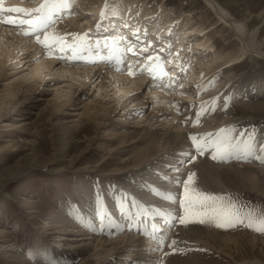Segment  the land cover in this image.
Wrapping results in <instances>:
<instances>
[{"label": "rangeland", "instance_id": "obj_1", "mask_svg": "<svg viewBox=\"0 0 264 264\" xmlns=\"http://www.w3.org/2000/svg\"><path fill=\"white\" fill-rule=\"evenodd\" d=\"M25 1L26 3H28V5H32L33 7L39 5L35 4V2L37 3V0H24V2ZM123 1L130 0H108L110 8L115 9V11L117 10L118 5ZM134 1V7H132L130 16H128L127 18L129 20L128 25H131L133 27L132 31L130 32V41L134 39L133 36L136 37V35H133V33H136V30L139 29L140 31L137 34H139L138 36L142 38L139 41V46L142 45V47L145 46L149 49V51L144 54L145 58L143 59V62L138 64V72H143L144 65L149 62V56L154 57L156 55H159L162 59V56L164 55L155 50L156 44L162 42L161 40H157V38L159 39L160 37L155 36L158 35V32L157 34L155 32V29L158 27L160 28L159 33H162L161 37L164 33V30L167 29V27H171L170 29H172L173 32L177 35L175 39H172L168 42H171L172 45L173 43L175 44L178 39H181L182 35V38H185L184 40L190 39V42H187L188 48L185 51L183 50L184 52L182 55H192V50H194L195 48H192L191 50V48L189 47L191 46V43H195L196 45V42L198 40L214 45V47L211 49L210 46H208V48L207 46H205L206 48L199 47L200 51L195 55V57H198L194 58V62H190L186 67V69H188V72H191L193 70H195L196 72V69H203L206 64L210 63H215V65H222L223 61L228 57V55L238 53L240 44L235 35L228 27L224 26L220 21H218L217 17H215V14L207 5H205L202 0ZM218 1L225 7H227L236 17L244 20L245 22H248L250 28H253L257 24H260L262 27V33L264 34V0ZM105 2L106 0H75L74 7L70 8L71 11L64 14L63 17L58 16L59 18H57L56 23L52 25L56 27L55 32L57 31V33L59 34L81 33L84 29L85 32L83 33H88L89 41L100 39L102 37L107 38L109 35L103 34V32H101L102 26H113L112 24L108 25L109 22L106 21L109 18H113L112 16L117 17L119 13L118 11H116L115 15L110 14L105 19L101 20L100 13L104 9ZM26 3L22 4V6H27ZM94 3L95 5H101L100 12H95L96 14L93 13V10H91V8L95 7ZM8 8L10 7H7V5L6 7H3V9ZM124 8L129 9L127 6H124ZM90 14L92 16H97V18L89 20ZM71 15H77L79 17V25L72 26V24L69 23V18ZM175 17L178 19L177 23V19ZM3 18L5 20L12 18L17 21L27 19L24 13H14L7 11L4 12ZM86 21H88V23H85ZM90 23H95L96 25L97 23H99L101 25V27L97 29V33L89 32L90 30L87 27L90 28ZM156 23L158 25H155ZM1 25H3V27ZM82 25L85 26H83L82 28ZM0 26V44L4 42L7 33L13 32L12 34H16L17 38L27 37L24 38L25 40L21 43V45L24 46V50L27 49V51L25 50L22 52L21 56H27L24 57L23 60L28 58H33L31 59L32 61H34V59L49 60L52 57L49 55L47 49L36 42L35 35L22 34L23 31L27 30V25L21 27L19 25L0 22ZM70 26L72 28H70ZM152 27L156 28L153 29ZM187 27H197L200 30L186 36L188 32ZM67 28L72 30H68ZM86 28L88 30H86ZM49 30H53L52 27ZM15 31L17 32L15 33ZM41 39H43V36H41ZM30 40L33 43L30 42ZM67 40L68 42H71V35L67 36ZM25 41H27L28 43ZM185 43L186 42L183 43V46L185 45ZM133 44L137 45L136 41H133ZM121 45H124V43ZM169 46L170 45H168V47ZM162 49L167 50L168 48L162 47ZM181 49L182 46L181 48L178 47L177 52L175 48L174 51L178 53L176 54V52H174V54H176L175 59L176 61L182 59L181 67H185L184 62L186 61L183 60H185L187 57L186 55L185 57H180L179 52H181ZM35 50H38V52ZM101 51H103V48H101ZM5 52L0 51V60L2 57L4 59H8L9 57V60L5 62L3 67H1L2 65L0 61V264H84L85 260H91L95 262L97 261V256L95 255V250L93 248H89L87 250L80 249L79 251V249H74L68 246L69 243H77L78 238L80 239L82 235H84L81 234L83 232L87 233L85 234L87 235L85 236L87 238L102 237L104 239H107L108 237H119L122 234L126 233L132 234L134 236L138 235L144 238L143 233L128 229V225L130 224V222H132L130 218L135 217L137 214L136 212H134V197L143 199L145 198V196H155L152 188V178H155L158 174L162 176V173H159L160 171L154 168L150 170L149 175H142L141 178H143L142 180H140V176H138L134 171L135 169L125 171L126 168H119V166L123 164L122 162H120V158L115 161L109 157H106V151H101L97 148H93V146H95L94 144L96 143H92L90 146H88V138L90 137L93 127L92 125L78 126L79 121L75 120L78 119V117L72 115V113L70 112L72 110H69L67 115L62 114L59 123L54 127H52L51 123L48 121L49 113L44 112L43 107L45 106V103H40L41 105L39 104L37 107L30 108V106H28L29 109H26V107L21 108V112H19L18 115L16 114L12 117H9V112H12L14 110V107L20 106L26 101L24 95H27V93L29 92H26V87H24L18 90L16 94L4 97V88L8 85H6V83L12 81V79L14 78L17 79L19 76L30 71L31 67L22 72L13 71V67L16 68V70L20 69V66H17V63L15 62L16 58L19 57L15 55L16 51H13V49L11 50L9 56L8 53ZM35 52H37V54ZM52 53H55L57 55H55V57H59L61 55V53L55 48H53ZM217 54L221 57L217 58ZM71 55L72 54L70 50L63 53L64 57ZM170 55H172V53ZM168 59H170V57H168ZM56 60L53 61V63L56 62ZM58 60L61 61L63 59ZM106 63L107 67L110 68V71L117 74L116 69L110 66L108 62ZM61 65L62 63L59 62L56 66L63 69ZM94 66H98V64H95ZM100 66L104 69L105 64L102 63L100 64ZM117 66L118 63L115 67ZM223 66L224 65H222L221 67ZM91 67L86 69V71H89ZM103 69L101 73L96 75V80L93 79L95 77L91 79L83 78V80H77V78L74 79L73 76L66 75L67 79L65 80L64 84L72 86L75 90V94H77L79 90H83L85 93L83 98L78 96L75 99L74 102L76 106H81L85 104V102H90L91 100L100 97L101 94H99L97 91L98 81V85H100V82L102 81V79H104V73L106 75L109 73L104 71ZM230 69H232L231 71L232 73H234L233 82L230 84V86L226 85L228 87L224 88L222 93L223 95H219L217 98H215V100L213 98H210V100H212V104L210 105V109H207L208 113L211 109H215L216 106L215 111L219 113V118H217L216 122L219 120H223L224 118L222 117L225 116V118H227L230 123L223 127L234 126L236 129L235 133H233L234 136L239 137L240 133L247 134L251 131H254L255 138L258 139L257 142L264 143V111L253 110L251 112H245V110H243L241 107V103L244 102L254 101L258 99L264 100V93H260L264 92V60L253 57L251 55H247L241 63L231 66ZM93 70L94 69H92V71ZM51 76H56L54 75V71H47L46 69L44 78L49 79L52 78ZM56 77L62 78L61 74L57 75ZM187 77V79H189V75ZM218 77L221 78L222 76ZM18 81H21V78H19ZM28 81L29 79H26L23 81V83H27ZM79 82L82 83V86H80ZM144 82L149 84V81H147V79H144ZM51 83H54V81H52ZM218 83H222L221 79ZM51 87H53V85H49L47 81L40 82L38 87L33 88V90L30 92L31 96L36 98L42 97L45 98L44 100H46V98L51 97L54 94V91L51 90ZM68 87L69 86H66V89ZM179 87L180 86L177 84V82H175L174 87H171L170 85V87L167 88L165 86L163 87V89L166 92H170L171 90V92H175ZM192 87L193 86H191L189 89L190 93L192 92ZM238 87L243 90L242 96L238 98L239 100H233L231 98L232 91ZM147 88L148 87H145V89L142 91L141 89L135 90L136 93L134 94L126 93L128 99L126 102H124V104L131 101V99H133V102L135 103L143 97L147 98L146 96L149 94L147 92ZM40 91L43 92V94L48 93V96L39 95ZM110 92L113 94L115 90H110ZM144 94L145 96H143ZM204 94L207 95L208 93H203L202 95L205 96ZM256 95L257 98L254 97ZM117 96L118 98L123 99L122 96H119V93L117 94ZM208 96L210 97V95ZM109 97L110 96H108L107 98ZM223 97H229L227 104H221L223 102ZM7 98H11L10 103H7ZM99 99L104 98L100 97ZM149 99L151 98L149 97ZM175 100L176 102L179 101L177 97L174 98V101ZM181 102H179L181 104L180 106L184 109L180 113L185 114V112L187 113L189 109L185 105V102ZM154 107L155 105L153 106L151 104V106L147 109L148 111H151ZM208 113H205V115H210ZM221 114L222 116H220ZM137 115L138 112L135 113L133 117H137ZM20 121L26 122L25 125H18L20 124ZM191 126H193V124ZM195 127H199V125ZM204 134L206 133H197L198 136ZM86 148L88 149L86 150ZM195 155L196 157L198 156V154ZM199 157H204L206 161H210L212 164H215V162H217L214 160L211 161L210 150L203 156L199 155ZM233 162L241 164L242 167L246 164L248 166L255 165L257 166V169L264 166L261 165L259 161H252L248 163L236 160L229 161V163ZM24 166L30 168L25 176L17 177L18 179L15 178L12 181L9 180V178L12 177V173H17V171ZM161 176L159 177L160 179H158L159 182L160 180H162ZM210 178L211 175L204 177L197 176L199 185L198 187L208 193H212L213 195L231 197V199L237 204V206L244 212L252 211L255 213H260L264 211V193L262 194L248 187H229L225 184H222L221 182H215L212 180V178ZM163 181L166 180L164 179ZM200 182L202 183V185ZM203 183L205 184V186H203ZM141 190L143 191L141 192ZM84 192H86V195H89V197L91 198L92 201L90 203L92 205L91 207H93V210H97L96 208L99 209L101 206V203L97 204L96 202L97 196L104 198L101 201H106L107 198H111L113 207L111 205L108 207V211L105 213V218L110 217L112 213L114 214L115 210L116 214H118L120 218V227L121 229H123V231H121V229H119V231L116 230L119 226L118 224L115 228L117 233L115 232L113 234L114 230H112V236L111 234L107 233L106 229L104 230L105 232L100 231V228H102L101 225L103 219L105 218L97 219V214L96 218L95 215L92 214L91 217L88 216L89 220L84 221V216L86 213H82L80 209V206L83 204L82 200L84 198V196L82 195L81 197L80 194H84ZM182 192L183 189L180 190L181 195ZM117 197L119 198V200L116 199ZM124 202L126 204L125 207H130L127 208L129 211H131L129 213V215H131L129 219L126 217L125 212H122V210H119L118 208ZM148 208L150 211H152L153 216L155 215V213H157V205L148 206ZM160 209H162V205ZM79 213H81V217L78 216V218L76 217L73 220L72 217ZM182 214L183 212L181 211L180 215ZM59 218L62 220V224L64 223V221H66V219L70 220L69 222L67 221L69 224L66 223L65 225H61L63 228L58 229L59 225L57 226L53 223L58 222ZM71 219L75 223H73ZM91 219H96L94 221L95 226H92L91 222L93 221ZM82 223L89 224V227H83ZM70 224H73V226H71ZM184 227L185 226L180 227V224L178 223L176 228L173 229V232L171 231L172 236L171 239H169L168 245L171 244L173 238H181L180 245L179 247H177L179 251L174 252L171 257L172 264H264V250H262L261 247H257L255 249L249 247L245 248L244 251L239 250L233 252L232 255L236 256V259H239V262H235L233 257L227 250H221L219 248V244L224 237L222 235L228 236L253 233L252 235L264 238V235L260 233L253 232L250 229L239 226L234 229L224 230L218 229L212 224L201 225L198 223H193L185 228ZM97 228L99 229V232L95 233L94 231L98 230ZM128 230L132 233H129ZM188 232L190 233V235ZM186 233L188 236L186 235ZM199 233L200 235L202 233L201 237H199ZM194 234H196L197 237ZM64 236L66 237L64 238ZM218 236L220 237L218 238ZM195 238L197 241L195 240ZM95 240L96 239L92 240V242H94ZM190 242L194 245H198L199 247H195ZM5 244L7 245V247ZM168 245L165 246L163 251H172V249L169 248ZM11 246H16L15 252L13 250V252L9 251L8 248ZM255 255L262 259L263 262L240 261L242 258L252 259L255 257ZM114 261L116 262L113 264L122 263V260L120 259H115ZM164 262L166 264L167 261H163V264Z\"/></svg>", "mask_w": 264, "mask_h": 264}, {"label": "bare ground", "instance_id": "obj_2", "mask_svg": "<svg viewBox=\"0 0 264 264\" xmlns=\"http://www.w3.org/2000/svg\"><path fill=\"white\" fill-rule=\"evenodd\" d=\"M202 1L205 3V5H207L211 9V11L215 14V17H217L218 21H220L224 26L228 27L232 31V33L235 35L236 39L239 41V44H240L238 53L228 55V57L223 61V64H222L224 65L223 67H221L222 66L221 64L215 65V63L214 64L210 63V64H206V66L203 69H200V70L196 69V72L195 70L191 72L189 71V79H187L188 77L185 74L181 73L180 70L182 69L178 70L181 64L180 63L177 65L175 64L177 70H174L173 72L170 71V69H168V71L164 70L168 73L169 78L166 77L163 79L162 77V80H161L162 85H165L166 83L168 84L171 83L175 85L174 82L176 78L179 76V79L177 81L179 80L180 81L177 82V84L180 87L175 92H166L163 89V87H160V85L147 84V87H148L147 89L149 92V94L146 96L147 98L143 97L142 99H140L139 101L135 103L133 102V99H131V101L124 104V102H126L128 99V96H126L127 95L126 93L134 94L136 93L135 90H137L138 88H140L141 91L144 90L145 86L143 85L145 82L143 84L142 82L147 75H140V73H136L135 70H131V72L135 73V75H130L129 68L122 66L121 63H118V66L115 67L114 62L113 61L109 62L107 59H106L107 61L106 60L105 61L108 62L109 65L112 66L114 69H116L117 74L114 72H111L110 68L108 67L103 69L102 67H99V66L91 67L89 71H86V69H88L90 66H87V67L83 65L80 66L79 63L76 62L74 59H67V60L63 59L59 61L58 58L55 57L56 55L55 53L54 54L52 53L51 55L52 57L49 60L34 59V61H32L31 59L33 58H28V59L23 60V58L27 56H21L22 52L25 50L27 51V49L24 50V46L21 45V43L25 40L24 38H27V37L17 38L16 34L15 35L12 34L13 32L7 33L6 35L7 37L4 35L5 36L4 42L0 44V51L2 52L6 51L8 53V56L10 55L12 49L13 51H16L15 55L19 58H16L15 62L17 63V66H20V69L16 70V68L12 66L13 71L22 72V71H26V69L31 67L30 71L19 76L17 79L14 78L12 79V81H9L6 83V85L7 84L8 85L4 88L5 89V92L3 93L5 94L4 97L16 94L18 90L24 87H26V92H29L27 93V95L26 94L24 95L26 99L24 103L14 108L12 106V108L14 109L13 110L14 112L13 111L9 112L10 113L9 117H12L16 114L18 115L19 112H21L20 110L21 108L26 107L27 109L28 106H30V108L37 107L40 103H45V106L43 107L44 112L49 113L48 121L51 123V126L54 127L56 124L59 123L60 118L62 117V114L67 115L68 111L72 110L70 111L72 115H74L75 117H78V119H75L79 121L78 126L92 125L93 127L90 137L88 138V146H90L92 143H96L94 144L95 146H93V148L94 149L97 148L98 150H101V151H106V154H105L106 157H109L115 161L118 160V158H120L121 159L120 162H122L123 164L120 165L119 168H126L125 171L135 169L134 171L138 176H140L139 178L140 180H142L143 178V177L141 178L142 175L143 176L149 175L151 169L155 168L156 170H159L160 171L159 173H162V176L158 174L155 178L154 177L152 178V181H153L152 188L153 189L171 190L174 194H177L179 196L181 187L175 183L176 179L177 178L185 179L189 172H195L197 176L199 177L211 175V178L213 181L219 182V183L221 182L222 184H225L229 187H234V188L248 187V188H252L263 194L264 193V166L257 169V166L255 165L248 166L246 164L245 166L242 167L241 164H237L234 162L233 163L215 162V164H212L210 161H206L204 157H199V155L196 157V155L194 156L193 154V148L191 147V142H190L191 140L188 138V136L193 135V134L197 135V133H216L222 126L230 123V121L227 118H225V116L222 117L224 118L223 120H219L216 122L217 118H219V113L215 111L216 109V106H215V109L213 108L209 112L210 115H205V116L200 117L201 123L199 124V127L191 126L193 122L197 119V114L200 113L202 109H207L208 106L210 107V105L212 104V100H210V98H213L215 100V98H217L219 95H223L222 93H223L224 88H227L233 82L234 73H232L231 71L232 69H230L231 68L230 65L242 59L245 55H251L253 57L264 60V34L262 33V27L260 24H257L253 28H250L248 22H245L244 20L236 17L227 7L221 4L218 0H202ZM42 2L43 0H37V3L35 2V4H40ZM25 3L26 1L24 2V0H0V8L6 7V5L7 7H10V8H23L25 10L35 8L32 5H28V3H26L27 6H22V4H25ZM134 4H135V1L130 0V1H123L121 4L118 5V8L116 11H118L119 14L117 15L116 18H114L113 22L118 21L119 19V21L122 22L121 24L122 27L120 26L117 27V30L118 29L123 30V28H125V25L128 26L129 20L127 18L128 16H130V12H131L132 7H134ZM94 6L95 7L91 8V10H93V13L100 12L101 5L100 4L95 5L94 3ZM124 6H127L129 9L124 8ZM62 11H60L59 13H61ZM162 14H163V10H162ZM175 18H172V19H175ZM90 19L91 18H89V20ZM111 19L112 18H109L108 20L110 21ZM169 21H172V20H169ZM177 21L178 19L176 20V23ZM79 22H80V19L78 16H73L69 18V23L72 24V26L79 25ZM113 22L111 23L109 22L108 25L113 24ZM85 23H88V21H86ZM155 25H158V24L156 23ZM1 26L3 27V25ZM83 26L85 25H82V28ZM70 28L72 27L70 26ZM87 28L86 30L89 29ZM170 28L167 27V29H165L166 32H165L164 40H166L167 38L166 35L174 33L173 30ZM52 29L53 30H49V32L55 31L56 27L52 26ZM68 30H72V29H68ZM83 30L81 33L85 32V30L84 31ZM198 30L200 29L197 27H187L188 32L186 36ZM16 32L17 31H15V33ZM184 39H185L184 37L182 39H178L177 41L178 44L177 46H175L177 52H178L177 50L178 47L181 48L182 46L181 52H179L180 57L181 56L185 57L186 54L184 55L182 54L188 48L187 42H190V39H187V40H184ZM127 41L128 39H125V42ZM30 42L32 41L30 40ZM125 42H122L121 44ZM184 42L186 43L183 46ZM196 43L197 44L195 46H193L195 43H191V46L189 48H191V50L192 48L193 49L195 48V49L192 50L193 51L192 55L190 54L186 55L187 58L183 60V61H186L184 62V64L186 63L187 65L190 62H194V58L198 57V56L195 57V55L196 53H199L200 51L199 47L206 48L205 46H207L208 48V46H210V49L214 47L213 44L201 42L200 40H198ZM121 44L119 45V48L124 49L123 51L127 52L126 51L127 45H121ZM168 45L169 43L165 42L162 44V47H167ZM38 50H35V51L38 52ZM139 50H140V47L138 48L134 47V52L139 53ZM37 52L35 53L37 54ZM177 52L176 54H178ZM121 53L122 51H118V56H117L118 62L122 60V58L120 57ZM218 54L216 55V57L217 58L221 57ZM90 55L91 56H88L90 57V60L95 61L96 54L94 53V51ZM128 57L132 58L133 54H130ZM8 60H9V57L8 59H4L2 57L0 60L1 65H2L1 67H3L5 62H7ZM55 60L56 62L53 63V61ZM59 62L62 63L61 67H63V69L58 68V66H56ZM46 69L47 71H54V75L56 76L61 74L62 78H58L56 76H51L52 78H49V79L44 78ZM92 69L94 70L92 71ZM102 69L106 72H109L107 75L104 73L103 75L104 79H102V81L100 82V85H98L99 81L97 84L98 86L97 91L99 94H101L100 97H103L104 99H99L100 97H98L97 99H93L90 102H85V104L81 106H76L74 102L75 99L78 96L83 98L85 93L83 90H79L77 94H75V90L73 89L72 86L64 84L65 80L67 79L66 75L73 76V78L74 79L77 78V80H83V78L91 79L93 77H95L93 79L96 80L97 79L96 75L101 73ZM155 70L159 74L160 72L159 68L156 67ZM218 76L220 77L222 76V77L219 78ZM19 78H21V81H18ZM158 78H160V76H158ZM26 79H29V81L27 83H23V81ZM220 79L222 83H218ZM45 81H47L49 85H53V87H51V90L54 91V94L51 97L46 98V100H44L45 98H42L41 96H40L41 98L32 97L30 92L33 90V88L38 87L40 82H45ZM52 81H54V83H51ZM79 84L80 86H82L81 82H79ZM66 86H69V87L66 89ZM191 86L193 87H192V92L190 93L189 89ZM166 87L168 88V86ZM110 90L111 91L115 90V92L112 94ZM242 92L243 90L240 87L235 88L232 91L231 98L233 100H239L238 98L242 96ZM118 93H119V96L123 97V99L118 98L117 96ZM203 93H208V94L207 95L204 94L205 96H203L202 95ZM260 93L263 94L264 92H260ZM39 95L48 96V93L43 94V92L40 91ZM208 95H210V97ZM108 96L110 97L107 98ZM143 96H145V94ZM149 97L151 99H149ZM175 97H177L179 100V101L177 100L178 101L177 104L174 102ZM254 97L257 98V95ZM181 100L183 103L185 102V105L189 109L188 115H184V114L179 115V113H177V108L181 107L180 106L181 104L179 103L181 102ZM228 100H229V97H226V98L223 97V102L221 104H226ZM243 100H246V99H243ZM6 101L7 103H10L11 98H7ZM151 104L153 106L155 105V107L151 111H148L147 108L150 107ZM191 107H194V108H191ZM241 107L243 110H245V112L247 111L251 112L253 110L264 111V100L258 99L254 101L244 102V103H241ZM137 112H138L137 117H133L135 113ZM220 116H222V114ZM227 117H230V116H227ZM20 119H24V118H20ZM25 123L26 122L20 121V124L18 125H23V124L25 125ZM257 140L258 139H256V141ZM87 149L88 148H86V150ZM189 152L192 153L191 157L186 155V153H189ZM29 169L30 168L27 166L20 168V170H18L17 173H12V177H10L9 180L12 181L17 177L25 176L27 172L29 171ZM160 176L162 177L161 178L162 180H160L159 182L158 179H160L159 178ZM155 179H157L158 181ZM164 179L166 181H163ZM171 180L174 182H170ZM138 183H139V180H138ZM203 186H205V184ZM142 191L143 190H141V192ZM82 195L84 196V198L82 200L83 204L80 206V209L82 213L84 212L86 213L84 216L85 217L84 221L89 220L88 216L91 217L92 214L95 215V218L97 214V219H103L106 217L105 213L108 211V207L110 205L112 206L111 198L110 199L107 198V200L105 199L106 201H101L100 208L99 209L96 208L97 210H93L92 209L93 207H91L92 205L90 203L92 200L89 197V195H86V192H84V194L83 193L80 194L81 197ZM134 201H135L134 208L137 214H139L140 211L141 212L149 211L147 212L149 218L151 219L153 223L156 224L157 227L155 228L159 229L157 241L154 242L150 239L146 240L145 238L141 236H138V235L134 236L128 233L122 234L119 237H111V238L108 237L109 239L108 238L104 239L102 237H99V238L88 237L87 238L85 237L87 236L85 235L87 233L83 232L81 234H84V235H82L80 239L78 238L77 243L72 242L71 244L69 243L68 246L74 249H79V251L80 249L87 250L89 248L90 249L93 248L95 250L97 261L93 262L91 260H87V261L85 260L84 264H113L116 262L114 261L115 259L122 260V263L120 262L121 264H134V263L135 264H159V263L163 264V261H167L166 264L168 263L172 264L171 257L174 252L172 251L165 252L163 251V249H164V246L166 245V242L168 241V234H169L168 232L171 231L170 224H174L175 221L168 223V225L166 224L162 225L165 222H157L158 219L152 220V217H153L151 215L152 212L148 210L147 208L148 206L157 205L158 207L157 209H159L162 205V212L172 211L174 214L178 213L179 208L176 206V204L166 203L157 195L145 196V198L143 199L134 197ZM125 205H126L125 202L122 203V205L118 207L119 210L120 209L123 210L126 214V217L131 216L129 215L131 211L123 207ZM127 208H130V207H127ZM114 212L115 213L114 214L112 213L110 217L103 219V222L101 225V227L104 230L106 229L107 233L111 234V236L116 232V230L119 231V229H121L120 218L116 214L115 210ZM141 212L139 214V217L141 216L140 218H142L143 216V213ZM80 214L81 213L76 214L74 217H72V219L74 220L76 217L78 218V216L81 217ZM162 218L163 220L167 219V217H163V216ZM91 220L93 221L91 222L92 226L93 225L95 226L94 221L96 219H91ZM67 221L69 222L70 220L66 219V221H64V223L62 224L61 223L62 220L59 218L58 222H55V223L52 222V223L57 226L59 225L58 229L60 228L62 229L63 227L61 225H65L66 223H68ZM72 222L75 223L74 221ZM132 223H133L132 225L136 224V222H132ZM117 224L119 226L115 230ZM71 226H73V224ZM180 227H182V225H180ZM132 228H136V226H132ZM112 230H114L113 234H112ZM94 232L95 233L99 232V229ZM252 234L250 233V234H243V235L238 234V235H228V236L222 235L224 237L221 240V243L219 244L220 245L219 248L221 250H227L230 253V255L233 257L234 261L239 262V259H236L237 257L232 255L233 252L239 251V250L244 251L245 248H249V247L253 249L257 247H261L262 250H264V238L255 236ZM162 235L163 236L167 235V240H165L163 244H159V241L162 240ZM194 235L196 236V234ZM201 235L199 237H201ZM159 236H161V238H159ZM65 237L66 236H64V238ZM219 237L220 236H218V238ZM94 239L96 240L92 242V240ZM173 239L178 240L176 248L179 247L181 238L175 237ZM200 240H203V239H200ZM158 244H159V247H158ZM194 246L199 247L198 245H194ZM15 247L11 246L8 249L11 252L13 251L15 252L16 251ZM165 253H170V254L165 255ZM240 261L241 262H249V261L263 262L262 259L257 257V255H255V257L252 259L242 258Z\"/></svg>", "mask_w": 264, "mask_h": 264}, {"label": "snow or ice", "instance_id": "obj_3", "mask_svg": "<svg viewBox=\"0 0 264 264\" xmlns=\"http://www.w3.org/2000/svg\"><path fill=\"white\" fill-rule=\"evenodd\" d=\"M75 5V0H43L37 7L25 10L23 8H0V22L6 24H14L23 27L27 25V30L23 31V35H35L36 42L42 45L48 50L49 55H52V50L55 48L61 55L58 59H83V53L87 52L92 54L94 49L97 54L100 49V42L97 41L94 44L88 39V33H65L59 34L55 31L49 32V29L56 23L53 18L62 10H68ZM24 13L27 19L13 20L3 18V12ZM115 15V9L110 8L108 0H106L104 9L100 13L101 20L105 19L108 15ZM101 25L97 23L96 28L99 29ZM127 27V25H125ZM140 30L137 29V40L139 36L137 33ZM71 35V42L67 41V36ZM43 36V39H41ZM125 41L123 36L114 38L111 42L105 41L104 47L109 50L108 57H102L109 62L112 61L114 54L120 49L119 45ZM171 47V46H170ZM71 51L72 55L64 57L63 53ZM126 51L137 54L134 52V45L127 44ZM149 51L148 47L140 48L139 55H144ZM149 61H155L156 67L159 68V75L165 77L168 75L164 71V60L159 55L149 56ZM91 62V61H89ZM123 62V60H121ZM132 65H129V74L135 75L131 72ZM149 74L153 75L152 69L149 70ZM166 85H160L165 87ZM207 109H202L197 114V119L193 122V126H197L201 123L200 117L204 115ZM236 129L234 126H227L220 128L216 133H206L201 136L195 134L190 135L188 138L191 140V147L195 153L203 156L206 152L211 150V159L220 163H227L232 160L243 161L245 163L252 161H259L261 165H264V143H258L255 138V132L251 131L247 134L240 133L239 137L234 136ZM189 157L192 153H186ZM175 183L183 189L182 195L174 194L171 190L153 189L155 195L159 196L163 201L168 204H179L183 214H174L172 211L162 212L158 211L157 214L163 217H167L166 223L173 221L178 222L180 225L187 227L190 224H212L218 229H234L236 227H243L250 229L253 232L264 235V211L255 213L252 211L244 212L237 204L231 199V197L213 195L198 187L197 174L195 172H189L185 179L177 178ZM103 198L96 197V202L99 204ZM119 200V198H116ZM135 205V201H133ZM83 227L88 228L89 224L82 223ZM100 231H104L100 228ZM123 231V229H121ZM159 231V229H154ZM145 236L150 235L145 232ZM163 240L159 241V244H163ZM178 240L173 239L171 244L168 245L173 252L179 251L176 248ZM158 244V247H159ZM170 253H165L169 255Z\"/></svg>", "mask_w": 264, "mask_h": 264}]
</instances>
